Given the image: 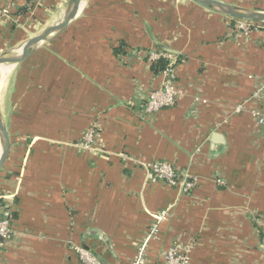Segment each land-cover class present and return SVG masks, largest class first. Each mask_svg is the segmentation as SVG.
Here are the masks:
<instances>
[{"label":"crops","instance_id":"1","mask_svg":"<svg viewBox=\"0 0 264 264\" xmlns=\"http://www.w3.org/2000/svg\"><path fill=\"white\" fill-rule=\"evenodd\" d=\"M67 1L0 0L12 11L0 57L58 22ZM221 1L264 11V0ZM233 21L191 0H91L13 70L0 97L11 141L0 195L14 214L0 264H81L72 244L101 264H134L167 209L146 264L178 246H191L190 264H264V25L240 36ZM151 33L179 52L180 96L146 116L140 105L165 81L151 69ZM92 126L100 137L85 150ZM123 155L169 163L196 185L185 194Z\"/></svg>","mask_w":264,"mask_h":264},{"label":"built area","instance_id":"2","mask_svg":"<svg viewBox=\"0 0 264 264\" xmlns=\"http://www.w3.org/2000/svg\"><path fill=\"white\" fill-rule=\"evenodd\" d=\"M11 17L12 11L6 9L0 10V21ZM233 22L235 33L240 36L241 34L247 35L251 31L261 28V25L250 22L239 20H234ZM148 58L152 65L161 58L167 59L168 61L170 60V64L161 74V76L165 78L162 86L149 92L148 96L139 107V112L146 116L157 114L163 109L172 108L177 104L180 96V91L176 86L175 62H172L173 56L165 54L159 50H154L149 52ZM259 93L264 95V84L259 90ZM240 110L241 108H237V111ZM100 132L101 131L98 127H90L84 136L83 143L81 144L85 150H92L94 143L97 142L100 137ZM122 160L133 166L142 168L149 178L151 177L163 181L171 186H181L182 192L185 194L190 193L196 185L195 177L189 172L181 174L169 163L142 162L126 155L122 156ZM7 198L8 197L6 196L0 195V248L12 234L11 224L14 214L12 206L6 202ZM169 211L170 209H167L154 215L155 221L152 224L144 243L138 249L134 264H146L145 254L148 244L156 237L159 225L168 218ZM71 247L76 252L81 264H101L97 257L87 249L75 244H72ZM190 251L191 246L185 248L180 246L171 248L165 255L166 264H190Z\"/></svg>","mask_w":264,"mask_h":264},{"label":"water","instance_id":"3","mask_svg":"<svg viewBox=\"0 0 264 264\" xmlns=\"http://www.w3.org/2000/svg\"><path fill=\"white\" fill-rule=\"evenodd\" d=\"M73 1H76V9L64 20H62L56 28L45 32L44 34L33 39L32 41L24 43L21 47L17 48L16 50H13L10 53L0 57V66L2 65L9 69L6 79L9 78V76L17 66L22 64L26 59H28L38 50L50 44L58 37H60L64 32H66L81 17L91 0H70L69 3ZM191 1L209 11L225 16L232 20H239L258 25H264V11L261 10L242 7L221 0ZM151 37L155 44V47L159 51L171 56H179V52L157 40L152 33ZM1 84L2 79L0 76V92L2 88ZM10 149L11 141L6 125L3 121L0 108V172L2 171L5 162L9 157ZM90 252L94 254L100 262H103L97 254L92 251Z\"/></svg>","mask_w":264,"mask_h":264},{"label":"bare ground","instance_id":"4","mask_svg":"<svg viewBox=\"0 0 264 264\" xmlns=\"http://www.w3.org/2000/svg\"><path fill=\"white\" fill-rule=\"evenodd\" d=\"M70 1V0H69ZM76 9V1H73V2H71V3H67L66 4V6H65V8H64V10H63V13H62V16H61V18H60V20L58 21V22H53L52 24H50L48 27H47V29L45 30V32H48V31H50V30H53L54 28H56L58 25H59V23L62 21V20H64L68 15H70L74 10ZM43 31V30H42ZM41 31V32H42ZM33 39H35V38H33ZM33 39H31V40H29V41H32ZM28 41V42H29ZM7 69V67H4V66H0V76H1V79H2V84H1V87L3 88V86H4V84L6 83V81H7V79H6V77H7V74H8V70H6ZM1 88V89H2ZM0 97H1V92H0Z\"/></svg>","mask_w":264,"mask_h":264},{"label":"trees","instance_id":"5","mask_svg":"<svg viewBox=\"0 0 264 264\" xmlns=\"http://www.w3.org/2000/svg\"><path fill=\"white\" fill-rule=\"evenodd\" d=\"M125 48L126 46L122 44L118 49H116V54L117 55L124 54ZM169 64L170 63L167 59L161 58L159 61H157L152 65L151 69L154 75L160 76L163 73V71L169 66Z\"/></svg>","mask_w":264,"mask_h":264},{"label":"rangeland","instance_id":"6","mask_svg":"<svg viewBox=\"0 0 264 264\" xmlns=\"http://www.w3.org/2000/svg\"><path fill=\"white\" fill-rule=\"evenodd\" d=\"M68 2H69V1L65 2V4L68 3ZM65 4H64V5H65ZM30 29H31V28H30ZM30 29H29V30H30ZM44 33H45V32H44ZM44 33H43V34H44ZM40 35H42V34H40ZM40 35L36 36L35 38L39 37ZM25 41H26V40H25Z\"/></svg>","mask_w":264,"mask_h":264}]
</instances>
